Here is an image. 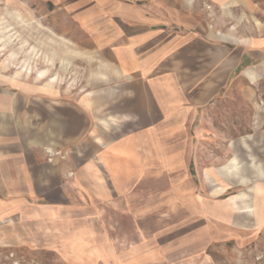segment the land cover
<instances>
[{
    "label": "rangeland",
    "instance_id": "374dc122",
    "mask_svg": "<svg viewBox=\"0 0 264 264\" xmlns=\"http://www.w3.org/2000/svg\"><path fill=\"white\" fill-rule=\"evenodd\" d=\"M138 1L0 0V96L23 92L38 141L0 145L22 158L0 169V264H264V61L220 100L227 57L214 74ZM149 1L232 65L264 60V0ZM82 113L88 132L50 161L44 134L61 144Z\"/></svg>",
    "mask_w": 264,
    "mask_h": 264
},
{
    "label": "crops",
    "instance_id": "0c3cea01",
    "mask_svg": "<svg viewBox=\"0 0 264 264\" xmlns=\"http://www.w3.org/2000/svg\"><path fill=\"white\" fill-rule=\"evenodd\" d=\"M138 3H140V4L134 3L130 6L133 8V10L138 9V10H136L137 13L142 15L144 20H145L144 23H146V24H144V25L161 26L164 28V29L162 28L163 29L162 31H164L166 35L175 34L176 36H179L182 39L187 38L189 35L196 36L195 37L196 41L204 49V52L207 55V59L210 60V63H211L210 67L212 68L213 73L215 71L214 62L215 61L219 62V61H221L220 59L222 57H224V58L227 57V59H228L227 62L230 61V64H228V66L226 67V68H229L227 80L225 82V85L222 87V91L220 90L216 94L218 96L217 98L220 100H224L227 96L226 95L227 91L229 93L233 88H235V84H237L238 82L240 83L242 81V79L248 77V73L264 61V60H261V61L256 60V58H259V56H260V52H258V50L257 51H251V50L245 49V51H243V53L241 55H239L236 58V60H235V58L233 59V65H232L231 64L232 62H231V50L230 49L225 48V46L221 47L220 49H217L215 47V44H213L214 42H211L210 40L203 38L200 33L194 32L193 30H190V29L188 30L184 26H180L181 29H179L178 28L179 26L175 25L174 22L171 21L172 18L169 17L168 12L165 10V8H166L165 5L160 6V5H157L156 3H153L149 0L138 1ZM139 5H141V6H139ZM138 7H140V8H138ZM152 8L157 9L158 14L153 12ZM150 21H152V22H150ZM263 55H264V53H263ZM208 60H207V62H208ZM235 61H236V63H235ZM2 92L5 95L6 90H4ZM15 93H17L19 96H18V98L13 99L11 102L14 110L12 109L11 104L8 103L7 97L4 96L2 99L0 96V145L3 144L5 146L8 144H11L12 146L14 145L15 148L19 147L20 149H18V150H20L21 156H22L23 149H24V143H25V145H27L28 143L30 144V142L31 143L32 142L38 143V141H37V139H34V136L32 134L33 133L32 130L29 132L28 135H26V140L24 141V135H22V129H24V111H23V108H21V105L23 103L22 99H24V98H22L23 92L15 91ZM26 99H29L31 102L36 101V100H34L35 98L26 97ZM214 105H215L214 103H209L208 105H205V107H203V108L200 107V108L193 110V112L197 115L196 118L197 119L200 118V115H203L205 112H206V114L219 112L218 110L214 109ZM83 115L84 116H81L82 117L81 121L83 122L82 125L78 126V124H75V126L72 130L73 134L71 133L69 135L68 134L66 135L69 137L68 139H66V140L63 139L65 135L62 134L64 136H62L61 144L56 142V141H53V140H48L47 139V133L44 134V135H46L44 141H45V146H47V149L53 150L54 152H57V153H60V151L58 150V147H63L62 145H64V146L65 145H71L73 143H76L82 137H84V135L88 132V128H87V126L84 128L83 124H86L87 118H85V117H88V115L85 113ZM78 119H80V118H78ZM88 119H89V121H92V118H88ZM7 124H11L17 130L19 129L21 131L20 132L21 134L15 133L13 135L9 134L7 136L8 131H12V130H10L12 128H9V126H7ZM47 127L48 126H46V128ZM260 131H262V130H260ZM260 134H263V131H262V133L261 132L256 133L257 136H259ZM192 135H193V137L201 136L202 138H206L207 140H210L212 137L215 136V134H213L212 130H210L207 126L201 127L198 131H193ZM194 143H195V140H194ZM5 147L2 148L1 154H0V169H2V168L7 169L8 168L9 170H11L12 168H16V169L19 168L20 166H18V165H19V163H22V161L20 160L22 158L21 157L17 158L16 155H14V157L11 156V158H8V156H7L8 150ZM244 147H247L246 144L244 145ZM18 150L16 152H18ZM18 179H19V177H18Z\"/></svg>",
    "mask_w": 264,
    "mask_h": 264
},
{
    "label": "built area",
    "instance_id": "2783aa9c",
    "mask_svg": "<svg viewBox=\"0 0 264 264\" xmlns=\"http://www.w3.org/2000/svg\"><path fill=\"white\" fill-rule=\"evenodd\" d=\"M47 154L50 161H53L56 156L59 155V153L54 152L53 150L47 149Z\"/></svg>",
    "mask_w": 264,
    "mask_h": 264
}]
</instances>
